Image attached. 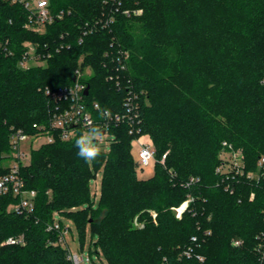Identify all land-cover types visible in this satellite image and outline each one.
Masks as SVG:
<instances>
[{
	"label": "trees",
	"instance_id": "1",
	"mask_svg": "<svg viewBox=\"0 0 264 264\" xmlns=\"http://www.w3.org/2000/svg\"><path fill=\"white\" fill-rule=\"evenodd\" d=\"M50 3L70 12L38 33L25 26L21 4L0 0V43L8 49L0 46V159L10 127L35 133L33 123L47 125L54 100L46 90L71 84L75 69L89 66L88 103L116 112L129 86L138 93L137 134L149 136L155 160L146 176L124 123L109 128V150L92 166L77 155L79 134L69 140L55 134L53 142L32 147L21 173L36 190L34 208L16 213L6 210L15 198L1 200L0 264H72L55 243L58 233L46 227L54 211L82 203L88 207L69 214L80 236L90 223L95 252L108 264H264L256 248L264 229V172L223 181L215 171L223 141L241 148L245 171L264 167L257 165L264 156V0ZM109 17L78 41L85 22ZM25 41L51 52L44 64L20 63ZM119 49L128 52L124 68L113 58ZM98 169L92 209L90 179ZM188 197L176 216L172 207ZM134 218L143 225L134 226ZM19 234L24 244L2 243Z\"/></svg>",
	"mask_w": 264,
	"mask_h": 264
},
{
	"label": "built area",
	"instance_id": "2",
	"mask_svg": "<svg viewBox=\"0 0 264 264\" xmlns=\"http://www.w3.org/2000/svg\"><path fill=\"white\" fill-rule=\"evenodd\" d=\"M9 1L11 3H19L23 6L27 12L25 26L38 33L44 32L47 24H51L56 19L63 18L66 13L70 12V9L52 10L50 0ZM123 12L129 13L128 10H123ZM112 20V17L105 20L104 18H94L93 20L85 22L78 41H82L83 36L95 32L101 23L102 26H105L109 22H112ZM0 46L5 52L8 51L6 44L0 43ZM23 47L24 52L20 61L23 66H29V61H44L51 55V52L48 50L40 51L39 43L37 42L25 41ZM113 58L124 68V60L128 58V52L119 49ZM79 61L81 62V59ZM74 73V79L71 84L54 91L46 90L54 100V106L50 112L47 125L33 123L32 127L36 129L35 133H27L23 129L10 127L9 150L4 152L0 159V206L3 198H15V200L7 203L6 210L8 211L24 213L26 215L33 211L36 190L26 186L21 168L29 162L30 150L32 148L33 138L35 137L45 136V142H53L56 134L61 140H69L86 131L90 125H99L103 129L104 134H106L112 125L115 126L124 123L128 127V133L132 135L131 144L132 148L136 150L137 164L139 167L143 168L155 160V151L151 142L145 141V134H137L140 120L139 105L136 102L138 93L133 92L129 86L128 93L122 103L123 109L116 112L110 111V115L105 119L100 115L103 110L100 104L96 101L88 103L86 96L89 94V91L87 94L84 93L87 86L85 79L91 74L90 67L84 66L83 69L77 68ZM25 142L29 143V153L23 148ZM222 148L227 153V157H225L226 155L219 157L220 163L217 165L215 171L221 176L223 181H227L236 176L240 177L244 174L249 179H258L260 174L264 172V167H262L258 174L252 170L245 171L244 155L241 150L233 148L226 141L222 142ZM263 162L264 156H260L257 165L262 166ZM193 181L194 178L191 177L188 184ZM228 186L229 184L226 185V188ZM190 200H192V197H188L186 201L182 202L183 204L181 203L176 210V216L179 217L181 215ZM46 230H55L58 233L55 243L66 249L67 258L72 264H85L86 261L91 259L88 254L84 255L71 251L68 248L65 234L69 229L60 221L53 218L52 222L47 225ZM258 239L259 242L256 248L261 253V259L264 260V229L259 233ZM2 243L21 245L24 244V236L22 234L8 236ZM239 243V240H234V244ZM199 259H202V257H199Z\"/></svg>",
	"mask_w": 264,
	"mask_h": 264
},
{
	"label": "rangeland",
	"instance_id": "3",
	"mask_svg": "<svg viewBox=\"0 0 264 264\" xmlns=\"http://www.w3.org/2000/svg\"><path fill=\"white\" fill-rule=\"evenodd\" d=\"M44 63H45V61H43V60L42 61H29L30 65L44 64ZM31 139H32V137H31ZM111 139H112V136L109 133H106L103 135V138L100 141V143L102 144V152H107L109 150V142ZM144 139H145V141L151 142L148 135H145ZM45 141H46L45 136L35 137V138H33L32 147L36 148L41 143H43ZM28 144H29L28 142H25L23 144V148L25 149V151L27 153H29L28 150H30V147ZM236 149L241 150V148H236ZM133 150L136 153V150L135 149H133ZM223 152H224L223 148H221V150L219 152V157H221V155H223V156L226 155L225 157H227V153L226 152L223 153ZM89 164L92 166V161H89ZM143 169H144L143 171L145 172L146 176L151 175L152 163L143 167ZM101 176H102V170L98 169L97 172L90 179V196H91L90 199L92 201V209H96L98 206L99 195H100ZM252 195H253V193L250 194L251 197H252ZM186 200H184V201H186ZM179 206L172 207V210H174L175 214H176V210L179 208ZM87 207H88L87 203H82V204L76 205L74 207L65 208V209H63L64 212L54 211L52 214V217L55 220L60 221L64 226L68 227L69 231L65 234V239H66V242L68 244V248L74 252L82 253L84 255H87V254L90 255L91 259L89 261H86L85 264H108L106 259L104 258V256L102 255V253L99 250H97V253L95 252V247L92 245V243L95 242L97 237L95 234L92 233L90 223H88V222L85 223L83 231H82V236H80L76 222H75L74 218L69 214L70 212H78V211L84 210ZM133 222H134L133 223L134 226H136V227L137 226L141 227L143 225L142 222L136 221L135 218H134Z\"/></svg>",
	"mask_w": 264,
	"mask_h": 264
},
{
	"label": "clouds",
	"instance_id": "4",
	"mask_svg": "<svg viewBox=\"0 0 264 264\" xmlns=\"http://www.w3.org/2000/svg\"><path fill=\"white\" fill-rule=\"evenodd\" d=\"M103 118L110 115L109 109H103L100 113ZM103 129L99 125H90L87 130L80 133L75 139L77 155L86 162L97 159L102 153Z\"/></svg>",
	"mask_w": 264,
	"mask_h": 264
},
{
	"label": "water",
	"instance_id": "5",
	"mask_svg": "<svg viewBox=\"0 0 264 264\" xmlns=\"http://www.w3.org/2000/svg\"><path fill=\"white\" fill-rule=\"evenodd\" d=\"M74 79V78H73ZM84 93L87 94L88 93V85L86 86L85 90H84ZM70 127V126H68ZM103 134H104V131H103Z\"/></svg>",
	"mask_w": 264,
	"mask_h": 264
}]
</instances>
